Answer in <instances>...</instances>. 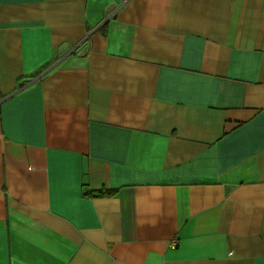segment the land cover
Listing matches in <instances>:
<instances>
[{
    "label": "crops",
    "instance_id": "crops-1",
    "mask_svg": "<svg viewBox=\"0 0 264 264\" xmlns=\"http://www.w3.org/2000/svg\"><path fill=\"white\" fill-rule=\"evenodd\" d=\"M165 261L264 264V0H0V264Z\"/></svg>",
    "mask_w": 264,
    "mask_h": 264
},
{
    "label": "built area",
    "instance_id": "built-area-1",
    "mask_svg": "<svg viewBox=\"0 0 264 264\" xmlns=\"http://www.w3.org/2000/svg\"><path fill=\"white\" fill-rule=\"evenodd\" d=\"M178 245V240L176 238H173L169 241L168 247L175 248ZM163 264H171L168 261L163 262Z\"/></svg>",
    "mask_w": 264,
    "mask_h": 264
},
{
    "label": "trees",
    "instance_id": "trees-1",
    "mask_svg": "<svg viewBox=\"0 0 264 264\" xmlns=\"http://www.w3.org/2000/svg\"><path fill=\"white\" fill-rule=\"evenodd\" d=\"M114 194L113 191H99L97 195H111Z\"/></svg>",
    "mask_w": 264,
    "mask_h": 264
}]
</instances>
